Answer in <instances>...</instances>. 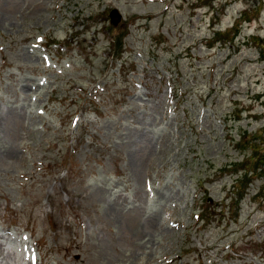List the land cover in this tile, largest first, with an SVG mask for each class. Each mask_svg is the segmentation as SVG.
I'll list each match as a JSON object with an SVG mask.
<instances>
[{"label": "rangeland", "instance_id": "374dc122", "mask_svg": "<svg viewBox=\"0 0 264 264\" xmlns=\"http://www.w3.org/2000/svg\"><path fill=\"white\" fill-rule=\"evenodd\" d=\"M0 264H264V0H0Z\"/></svg>", "mask_w": 264, "mask_h": 264}, {"label": "water", "instance_id": "95a60500", "mask_svg": "<svg viewBox=\"0 0 264 264\" xmlns=\"http://www.w3.org/2000/svg\"><path fill=\"white\" fill-rule=\"evenodd\" d=\"M110 17H111L112 22L115 25H117L120 22V20H121V15H120V13L117 10H115L114 12H112V14H111Z\"/></svg>", "mask_w": 264, "mask_h": 264}, {"label": "bare ground", "instance_id": "6f19581e", "mask_svg": "<svg viewBox=\"0 0 264 264\" xmlns=\"http://www.w3.org/2000/svg\"><path fill=\"white\" fill-rule=\"evenodd\" d=\"M133 217H135V216H133ZM135 219H137V217H135ZM130 220H131V219H130ZM132 227H133V226L131 225V226H130V227H128V228L131 230V229H132Z\"/></svg>", "mask_w": 264, "mask_h": 264}, {"label": "trees", "instance_id": "16d2710c", "mask_svg": "<svg viewBox=\"0 0 264 264\" xmlns=\"http://www.w3.org/2000/svg\"><path fill=\"white\" fill-rule=\"evenodd\" d=\"M246 15V14H245Z\"/></svg>", "mask_w": 264, "mask_h": 264}]
</instances>
